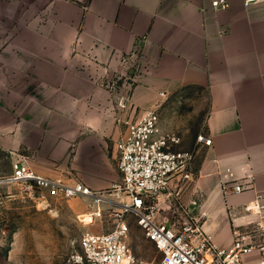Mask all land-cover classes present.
<instances>
[{
    "label": "crops",
    "instance_id": "0c3cea01",
    "mask_svg": "<svg viewBox=\"0 0 264 264\" xmlns=\"http://www.w3.org/2000/svg\"><path fill=\"white\" fill-rule=\"evenodd\" d=\"M227 1L215 11L211 0H0V148L12 154L0 174L21 157L42 176L114 190V142L132 107L200 88L211 146L197 147L173 212L199 215L221 248L235 232L264 238V1ZM135 45L142 72L119 110L114 85ZM227 171L251 187L224 195ZM259 193L261 206L245 211ZM168 203L161 196L159 210Z\"/></svg>",
    "mask_w": 264,
    "mask_h": 264
},
{
    "label": "built area",
    "instance_id": "2783aa9c",
    "mask_svg": "<svg viewBox=\"0 0 264 264\" xmlns=\"http://www.w3.org/2000/svg\"><path fill=\"white\" fill-rule=\"evenodd\" d=\"M244 5L264 0H242ZM215 10L227 9V0H211ZM139 46L121 57L125 71L117 74V93L121 94L117 106L126 108L130 93L142 72L138 60ZM160 104L140 110L131 109L133 117L121 122L125 128L114 142L116 167L120 182L113 185L128 199L123 203L110 201L104 191H94L82 182L69 184L60 178L37 174L24 158L11 163L10 173L0 176L1 183L19 184L25 195L34 202H46L48 198L82 197L89 199L90 216L101 217L103 208L114 206V220L110 228L99 233L84 234L76 241L69 255V264H264V238L248 240L249 234L235 232L229 247L214 244L203 229L201 217L184 212L182 219L161 220L158 202L165 195L178 201L182 192L193 181V160L198 146H211V138L200 132L191 150H176L180 137L160 127ZM174 180V183L172 181ZM172 184L175 189H172ZM224 195L240 193L251 187L247 177L237 178L227 171L220 178ZM0 195V202H1ZM262 194H257L253 205H243L245 211L259 207ZM108 208V207H107ZM133 215L145 239L151 242L160 258L155 263L139 259L127 242L130 227L126 215Z\"/></svg>",
    "mask_w": 264,
    "mask_h": 264
},
{
    "label": "rangeland",
    "instance_id": "374dc122",
    "mask_svg": "<svg viewBox=\"0 0 264 264\" xmlns=\"http://www.w3.org/2000/svg\"><path fill=\"white\" fill-rule=\"evenodd\" d=\"M4 27L0 24V32ZM206 107V91L195 87H185L172 93L159 107L160 121L165 124L163 130L180 137L181 142L174 149L193 148L196 136L205 131ZM6 121L0 117L1 125ZM10 156L12 154L8 150L0 148L1 161L3 157L7 159ZM2 168L0 176L9 174L11 165L10 169L7 166ZM0 195V264H69L70 252L82 235L105 231L114 220V206L103 208L101 217H89L90 201L82 197H50L46 202L34 203L16 183H1ZM105 197L119 203L128 200L118 190L105 191ZM171 199L168 198V207L159 210V219H173L174 216L182 219L174 214V201ZM80 207L84 209L81 213L78 211ZM125 219L130 227L127 242L134 254L144 262H157L160 253L145 239L136 218L129 214Z\"/></svg>",
    "mask_w": 264,
    "mask_h": 264
},
{
    "label": "bare ground",
    "instance_id": "6f19581e",
    "mask_svg": "<svg viewBox=\"0 0 264 264\" xmlns=\"http://www.w3.org/2000/svg\"><path fill=\"white\" fill-rule=\"evenodd\" d=\"M89 217H91L90 215H89ZM92 219V218H91Z\"/></svg>",
    "mask_w": 264,
    "mask_h": 264
}]
</instances>
